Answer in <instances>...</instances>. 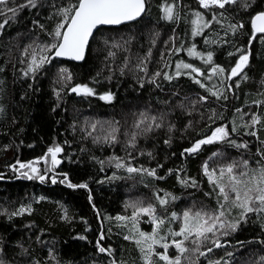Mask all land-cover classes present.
Returning <instances> with one entry per match:
<instances>
[{"label": "snow or ice", "instance_id": "obj_1", "mask_svg": "<svg viewBox=\"0 0 264 264\" xmlns=\"http://www.w3.org/2000/svg\"><path fill=\"white\" fill-rule=\"evenodd\" d=\"M148 7V0H0V35L4 34L6 26L24 20L25 17L21 13L26 12L32 17L26 27L28 35L33 38L21 51L19 59L22 65L19 69L21 76L35 83L40 75L51 73L56 107H59L62 93H74L85 98L98 96L100 100L111 103L114 99L111 91L98 93L88 83H73V73L69 68L62 64L57 65L54 60L84 61L90 48V41L93 43L96 41V34L103 30L102 26L127 27L129 22L141 23L148 14ZM158 7L160 19L168 24L178 25L184 19L186 23L184 36L178 38L175 28L172 29V35L163 42L165 51L159 53L160 67L152 71L149 64L159 32L152 34L149 48L142 56L138 55L134 62L126 55L119 64L116 63L119 51L128 52L126 45L131 38L124 40L123 43L113 40L110 45L108 40H105L108 48L104 67L108 74L104 79L110 81L113 72L118 71L120 76L131 72L140 88L148 83L155 89L163 91L164 81L171 84L174 80L179 82L181 77H187L203 92L196 91L193 97L187 93L182 95L179 87H174L168 99L163 102L167 106L166 111L152 114L144 110L134 114L131 131L125 130L123 133L125 155L123 157L112 155L107 158L110 166L122 170L126 175L121 176L113 172L107 179L140 177L143 182L144 177H151L163 180L165 176L158 175L157 170L164 165L159 161L156 167L133 163L137 156L155 158L153 152H146L138 147V139L147 137L154 131L163 130L166 133L163 144L171 146L175 133L179 132L183 138L189 130L196 132V125H200L206 131H203V134L197 133L198 138H194L188 146L183 147L179 155L196 156L201 153L204 146H216L201 164L202 175L209 186V190L203 194L214 199L215 205L208 207L202 202L193 201L180 212L175 210L169 212L168 206L178 197L166 191L161 195L160 192L163 190L157 189L152 193L156 203H145L143 198L129 199L125 201L124 208L126 212L131 209L130 214L105 216L103 219L123 222L118 226L125 230L122 233L123 239L135 245L139 264H264V254L256 258L237 259L236 251L244 248L249 242L236 239L235 243H232L227 239L243 230V226L250 220L253 223L259 221V238H254L252 242L258 244L264 252V140H260L257 134L259 130L264 129V112L259 111L264 105V98L253 99L250 104L246 100L247 111L242 107L233 106L230 124H217V121H228L229 117L224 115L227 102L237 98V90L241 83L248 79L245 69L250 67L254 59L253 42L264 45V0H197L195 10L184 5L183 0H164ZM185 8L188 10L184 11ZM245 18L248 25L246 31ZM49 20L54 21L50 29L45 23ZM39 33H43L47 39L41 41ZM239 35L247 36L243 45L236 43ZM197 37L201 38L203 44L199 49L201 40H196ZM218 51L233 59L227 64H222L216 58ZM181 53H186L189 59L181 58ZM196 60L200 62L199 65L193 62ZM3 71L4 68L0 67V72ZM100 75L101 72L98 71L96 77ZM96 77L91 78L93 84L100 82ZM261 83L264 84V81ZM28 87L32 88V83H29ZM258 95L264 97V92ZM3 113L4 108L0 106V114ZM105 123L106 127L99 121L85 120V126L81 129L84 133L82 139L91 137L93 144H104L109 147L119 143V121ZM72 127L75 130V123ZM238 136L256 138L257 159L252 160L243 154L237 159L229 154L228 149L250 151L249 143L242 138L237 139ZM80 151L83 152L85 149L81 148ZM62 152L63 148L59 144L48 147L45 155L39 158L45 164L43 172L35 166L39 161L22 163L17 160L19 168L16 164L10 167L13 172H18L20 176L29 180L45 183L50 179L54 185L59 182L70 189L89 190L87 182L74 183L67 172L59 173L61 178L57 180L55 169L61 163L58 154ZM67 159L69 163L74 162L71 157ZM92 159L100 165V171H104L106 161L95 156ZM174 173L182 187L201 190V182L188 176L182 168L166 169V175ZM147 186L145 184V187ZM44 199L45 197L41 196L37 202ZM88 200L91 203L90 190ZM157 205L161 209L159 213ZM92 207L96 210L94 204ZM61 210L64 213L61 218L68 219L67 209L61 206ZM32 211L29 204L21 205L11 212L6 208L0 209V215L11 220L25 213L31 214ZM96 215L100 218L98 210ZM143 218H147L144 222L150 224V231L141 229L140 223ZM108 231L111 233V228ZM78 239L84 241L87 237L80 235ZM104 239L105 234L101 231L94 243L95 251L108 258L107 264H127L125 260L117 259L116 249L111 245L101 244ZM34 243L46 248L44 259L36 258L35 250H30L23 243H18L9 252L0 242V264H64L55 250L54 241L49 244L42 239V235H35ZM170 248L174 249L171 255ZM218 250H222L223 255ZM92 264L98 262L94 259Z\"/></svg>", "mask_w": 264, "mask_h": 264}, {"label": "trees", "instance_id": "obj_2", "mask_svg": "<svg viewBox=\"0 0 264 264\" xmlns=\"http://www.w3.org/2000/svg\"><path fill=\"white\" fill-rule=\"evenodd\" d=\"M164 0H148V14L141 23L129 24L127 27L103 28L96 34V41H91L87 57L82 64L69 63L55 60L57 65L68 67L73 73V83H88L94 87L98 93L111 91L114 99L111 103L102 101L98 96L82 97L74 93H62V100L59 107H56V98L52 93L54 87L51 73L40 75L36 82L26 80L21 76L19 69L22 65L19 63L23 47L31 42L33 37L28 35L26 25L32 18L30 15L21 13L25 18L18 24L6 26V31L0 35V67L4 68L0 72V106H3L4 113L0 114V209H8L9 212L18 209L21 205L31 204L33 211L31 214L25 213L21 216L13 217L8 220L4 215H0V242H2L11 252V249L18 243H23L30 250H35V256L38 259H44L46 248L43 245L34 243L35 235H42V239L49 244L55 242V250L59 253V258L64 264H92L95 259L98 264H107V257L104 254H98L95 251L94 243L99 238L101 231L105 234V239L101 241L103 245H111L116 249L117 259H123L127 264H139L138 251L135 245L123 239V229L119 227L115 219L107 220L103 217H115L117 215L130 214L131 209L125 211V201L135 198H143L145 203H156L152 198L154 190H163L160 192H169L178 199L168 206V211L175 210L180 212L189 206L193 201L202 202L208 207H214L215 201L212 198L204 196V192L209 190L206 178L201 172V164L208 158L211 151L216 146L207 145L199 155L181 157L179 153L189 145V142L197 137V133L203 134L206 131L200 125H196V132L189 130L181 138L180 133L174 134L171 146L164 145L163 139L166 133L163 130L149 133L147 137L138 139V147L146 152H153L154 159L145 156H137L133 161L139 165L143 163L145 167H156L159 161L164 165L158 169V175H163V180L144 177L141 182L140 177L134 179L109 180L113 172L125 176L122 170H117L107 163V158L112 155L123 157L125 130L131 131V125L135 119L134 114L140 111L148 110L152 114L159 111H166L167 106L163 103L171 94L174 87H179L181 94L187 93L193 96L196 91L203 92L197 85L193 84L187 77H181L179 82L173 81L171 84L164 81L162 83L163 91L155 89L153 86L145 83L143 88L134 79L131 72L120 76L119 72H113L112 79H104L108 74L104 67L106 61L108 46L104 41L108 40L109 45L113 40L123 43L129 40L126 45L128 52L119 51L117 61L119 64L124 56H129L131 61L136 57L142 56L150 46V38L154 32H159L156 45L152 49V60L149 64L150 71L160 67L157 48L168 33L175 32L178 38L184 36L186 23L184 19L178 25H171L160 19L159 5ZM183 4L188 8L195 10L197 0H183ZM185 8L184 11H187ZM183 15V14H182ZM49 29L54 21H45ZM247 30V20L245 18ZM41 41L47 37L39 33ZM201 40L200 37L195 38ZM246 35H239L236 43L243 45L246 41ZM191 42V41H189ZM179 43V39H177ZM203 47L202 40L198 49ZM254 59L250 67L245 71L248 79L242 82L243 87L237 90V98L230 99L227 102V108L224 115L229 117L228 121H217L219 123H229L233 106L242 107L245 111V101L250 104L253 99L264 98L258 93L264 92V45L253 42L252 46ZM181 58L189 59L186 53H181ZM216 58L222 64H227L233 59L223 54L222 51L216 53ZM175 57H173V60ZM7 62V63H6ZM194 62V61H193ZM101 72L96 77L97 72ZM96 77L100 82L93 84L91 78ZM32 83V88L28 84ZM59 87V85H55ZM23 97V99H21ZM219 108V106H217ZM55 108V111H53ZM255 110V109H254ZM264 112V105L260 110ZM170 119H172L170 117ZM85 120L89 122L99 121L107 126L105 122L119 121L120 142L112 147L104 144H93L91 137L83 138L84 133L81 129L85 126ZM175 122V121H173ZM75 123V130L73 124ZM179 127V123L177 122ZM215 125H213L214 127ZM100 124H98V129ZM90 130V129H89ZM96 133H93L95 135ZM260 140H264V129L258 131ZM243 139L249 143L250 151H237L228 149L229 154L239 159L241 154L257 159L256 149L258 142L255 137L238 136L237 139ZM67 141V143H65ZM59 144L63 152L58 154L62 160L60 167H56L57 180L61 178L59 173L67 172L69 178L75 182H87L91 191L92 201L88 200L89 190L70 189L59 182L52 184L50 179L45 183L39 180H29L13 172L10 165L16 164L17 160L22 163L28 161H39L36 163L41 172L44 171L45 164L39 160L47 152L48 147ZM7 145V148L5 146ZM85 151L81 152L80 149ZM175 153V155H172ZM105 160L104 171H100V165L92 157ZM67 157H71L74 162L69 163ZM211 165V162H209ZM19 168V165L16 164ZM182 168L188 176L196 178L201 182V190H195L191 187H182L176 180L175 173L166 175V169ZM24 171V170H21ZM184 173H181L183 175ZM52 173H49L51 176ZM98 181H103L98 183ZM145 184L148 186L145 187ZM45 197L39 200V197ZM96 206L100 218L96 215ZM61 206L67 209L68 219H62L64 215ZM161 209L157 205V212ZM85 221L87 223H85ZM30 225V227H29ZM144 230L150 231V224L141 226ZM111 228V233H109ZM87 229V231H86ZM259 221L253 223L251 220L243 230L238 231L233 237L227 239L235 243L236 239L247 241L244 248L236 251L235 256L239 260L256 258L261 251L260 246L252 241L259 238ZM84 235L87 240H79L78 237ZM32 237V239H29ZM18 251V249H17ZM221 255H223L222 250ZM174 249H169V254H173ZM255 253V256L251 254ZM15 255L14 253H12ZM19 260L20 258L17 257Z\"/></svg>", "mask_w": 264, "mask_h": 264}, {"label": "rangeland", "instance_id": "obj_3", "mask_svg": "<svg viewBox=\"0 0 264 264\" xmlns=\"http://www.w3.org/2000/svg\"><path fill=\"white\" fill-rule=\"evenodd\" d=\"M172 35V32H170V33H168L167 34V36L163 39V41L161 42V44H159L158 45V48H157V54H158V56L157 57H159V53L161 52V51H165V49H164V41H166V40H168V37L169 36H171ZM159 60H160V57H159ZM55 61V60H54ZM194 63H196L197 65H199V61L198 60H196V61H194ZM240 87H243V85H242V83H241V85H240ZM147 218H143L142 220H141V223H140V227L143 225V224H149V223H146V222H144V220H146ZM121 223H123V222H119L118 221V224H121ZM173 227H175V225H173ZM141 229L142 230H144L142 227H141ZM123 231H125L124 229H123ZM145 231H147V230H145Z\"/></svg>", "mask_w": 264, "mask_h": 264}, {"label": "water", "instance_id": "obj_4", "mask_svg": "<svg viewBox=\"0 0 264 264\" xmlns=\"http://www.w3.org/2000/svg\"><path fill=\"white\" fill-rule=\"evenodd\" d=\"M129 24H133V22H129ZM128 24V25H129ZM123 25H121V26H102V28H119V27H122ZM90 43H91V41H90ZM87 54H88V51L86 52V56H85V59H86V57H87ZM59 61H64V62H69V63H75V64H82L84 61H81V62H74V61H68V60H64V59H58ZM58 159H60V158H58ZM61 160V159H60ZM61 164H62V160H61V163L57 166V168L58 167H60L61 166Z\"/></svg>", "mask_w": 264, "mask_h": 264}]
</instances>
